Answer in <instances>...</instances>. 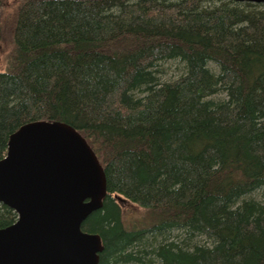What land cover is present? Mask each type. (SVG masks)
<instances>
[{"label":"trees","instance_id":"16d2710c","mask_svg":"<svg viewBox=\"0 0 264 264\" xmlns=\"http://www.w3.org/2000/svg\"><path fill=\"white\" fill-rule=\"evenodd\" d=\"M18 2L0 159L28 122L81 134L106 179L81 224L98 264H264V4ZM15 220L0 204V228Z\"/></svg>","mask_w":264,"mask_h":264},{"label":"water","instance_id":"95a60500","mask_svg":"<svg viewBox=\"0 0 264 264\" xmlns=\"http://www.w3.org/2000/svg\"><path fill=\"white\" fill-rule=\"evenodd\" d=\"M105 194L103 168L77 130L57 121L23 124L0 159V204L16 215L0 228V264H98L101 240L81 224Z\"/></svg>","mask_w":264,"mask_h":264},{"label":"rangeland","instance_id":"374dc122","mask_svg":"<svg viewBox=\"0 0 264 264\" xmlns=\"http://www.w3.org/2000/svg\"><path fill=\"white\" fill-rule=\"evenodd\" d=\"M1 9H0V28H1V39H0V71H3L5 68V56L9 53L11 48V31L15 27L17 10L19 6L18 0H1ZM166 66H170L169 64ZM173 72V76L177 74L175 71V66H170V69H167V76H170ZM257 199H263L261 193L257 194ZM123 211L127 214L126 220L129 224L139 220L138 215L135 214V209L129 204L122 205Z\"/></svg>","mask_w":264,"mask_h":264}]
</instances>
